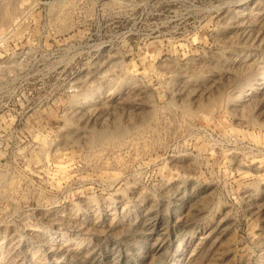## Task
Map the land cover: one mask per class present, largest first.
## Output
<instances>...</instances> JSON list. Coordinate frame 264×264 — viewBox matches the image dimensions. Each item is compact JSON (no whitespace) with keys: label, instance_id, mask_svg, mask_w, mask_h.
Wrapping results in <instances>:
<instances>
[{"label":"rangeland","instance_id":"374dc122","mask_svg":"<svg viewBox=\"0 0 264 264\" xmlns=\"http://www.w3.org/2000/svg\"><path fill=\"white\" fill-rule=\"evenodd\" d=\"M0 264H264V0H0Z\"/></svg>","mask_w":264,"mask_h":264}]
</instances>
